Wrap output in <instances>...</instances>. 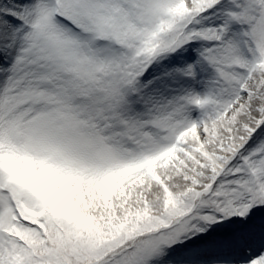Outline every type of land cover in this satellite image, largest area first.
Returning <instances> with one entry per match:
<instances>
[{
	"label": "snow or ice",
	"instance_id": "6c2138e0",
	"mask_svg": "<svg viewBox=\"0 0 264 264\" xmlns=\"http://www.w3.org/2000/svg\"><path fill=\"white\" fill-rule=\"evenodd\" d=\"M0 264H264V0H0Z\"/></svg>",
	"mask_w": 264,
	"mask_h": 264
}]
</instances>
